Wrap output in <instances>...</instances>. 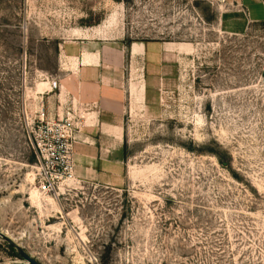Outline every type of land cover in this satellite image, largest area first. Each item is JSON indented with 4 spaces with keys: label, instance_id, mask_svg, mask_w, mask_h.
<instances>
[{
    "label": "rangeland",
    "instance_id": "obj_1",
    "mask_svg": "<svg viewBox=\"0 0 264 264\" xmlns=\"http://www.w3.org/2000/svg\"><path fill=\"white\" fill-rule=\"evenodd\" d=\"M255 3L264 7L0 0V234L39 264H264V21L249 20ZM78 31L147 45L137 76L148 96L126 118L123 179L75 171L46 193L31 92L57 74L59 45ZM169 44L184 49L164 51ZM0 264H26L1 235Z\"/></svg>",
    "mask_w": 264,
    "mask_h": 264
},
{
    "label": "crops",
    "instance_id": "obj_2",
    "mask_svg": "<svg viewBox=\"0 0 264 264\" xmlns=\"http://www.w3.org/2000/svg\"><path fill=\"white\" fill-rule=\"evenodd\" d=\"M247 7L250 21H264L262 4ZM176 49L182 51L184 45L169 44L163 50ZM148 56L149 48L143 43L127 46L123 39H110V33L78 31L59 45L57 74L34 84L31 96L37 114L74 118L78 178H98L107 184L123 179L126 118L147 101L146 78L139 80L137 74L142 63L147 65ZM54 79L60 87L52 90Z\"/></svg>",
    "mask_w": 264,
    "mask_h": 264
},
{
    "label": "built area",
    "instance_id": "obj_3",
    "mask_svg": "<svg viewBox=\"0 0 264 264\" xmlns=\"http://www.w3.org/2000/svg\"><path fill=\"white\" fill-rule=\"evenodd\" d=\"M60 81H51V89H58ZM30 140L37 155L38 176L43 179L46 193H52L62 182H70L76 171L73 158L77 126L73 117L49 118L44 112L30 122Z\"/></svg>",
    "mask_w": 264,
    "mask_h": 264
},
{
    "label": "water",
    "instance_id": "obj_4",
    "mask_svg": "<svg viewBox=\"0 0 264 264\" xmlns=\"http://www.w3.org/2000/svg\"><path fill=\"white\" fill-rule=\"evenodd\" d=\"M3 239L11 246H13L17 252L19 253L20 257L26 261L27 264H39L31 255H29L18 243H16L10 237L4 235L3 233L0 234Z\"/></svg>",
    "mask_w": 264,
    "mask_h": 264
},
{
    "label": "trees",
    "instance_id": "obj_5",
    "mask_svg": "<svg viewBox=\"0 0 264 264\" xmlns=\"http://www.w3.org/2000/svg\"><path fill=\"white\" fill-rule=\"evenodd\" d=\"M10 247L13 248L15 251H17L13 246L10 245ZM105 264H107V262Z\"/></svg>",
    "mask_w": 264,
    "mask_h": 264
},
{
    "label": "bare ground",
    "instance_id": "obj_6",
    "mask_svg": "<svg viewBox=\"0 0 264 264\" xmlns=\"http://www.w3.org/2000/svg\"><path fill=\"white\" fill-rule=\"evenodd\" d=\"M27 264V263H26Z\"/></svg>",
    "mask_w": 264,
    "mask_h": 264
}]
</instances>
